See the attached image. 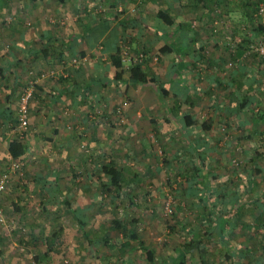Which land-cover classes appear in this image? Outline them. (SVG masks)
Here are the masks:
<instances>
[{
    "label": "crops",
    "instance_id": "1",
    "mask_svg": "<svg viewBox=\"0 0 264 264\" xmlns=\"http://www.w3.org/2000/svg\"><path fill=\"white\" fill-rule=\"evenodd\" d=\"M261 2L264 0H69L64 4L0 0V7L23 4L14 5L6 26L0 29V164L2 159L12 158L8 144L14 138L27 143L31 157L55 158L59 153L74 158V132L86 125L92 107L106 103L111 110L126 92L140 106L137 114L143 111L146 116L139 120L143 127L130 125L138 154L149 158L155 145L171 150V158L184 164L185 196L202 194L191 187V168L206 160L210 173L202 176L205 181L213 178L214 184L206 185L220 198L213 210H241L230 217L217 214L209 242L231 244L233 254L243 249L247 256L251 250L246 244L256 237L255 228L264 215V64L250 47L264 40V16L255 15ZM160 8L173 23L158 18ZM74 57L79 59L76 65L71 64ZM135 61H143L144 69L156 79L154 85L126 81ZM49 70L63 76L40 77ZM31 81L36 83L30 100L31 132L26 137L17 122L18 101ZM158 85L167 93L164 102ZM176 103L179 108L173 109ZM144 128L155 132L153 139L140 134ZM107 157L106 152L99 155ZM201 168V172L206 170ZM31 179L30 187L14 183L0 199L1 208L10 207L23 223L31 214L29 205H43L48 211L50 199L45 194L80 190L63 184L58 171H37ZM72 203L83 211V228L76 218L70 219L81 234L69 231V224L59 230L67 238L60 241L69 245L73 264H179L173 258L177 249L208 226L204 204L197 198L190 203L196 212V219L191 220L194 225L179 219L169 226L171 236L184 234L180 245L159 251L152 237L139 234L123 254V248L120 252L118 248L127 237L120 231L108 233L111 223L105 227L103 222H95L88 215L94 211L93 203ZM255 210L259 213L251 219ZM126 224L133 229L134 225ZM138 225L137 221L135 227ZM258 228L264 231V226ZM35 235L30 236L31 242L43 259L46 251L38 242L47 245V241L43 234ZM17 241L0 228V264L26 263L27 254L16 251ZM148 250L153 252V260ZM194 253V264H202L198 250L187 253L186 264H191ZM141 256L144 262L140 263Z\"/></svg>",
    "mask_w": 264,
    "mask_h": 264
},
{
    "label": "rangeland",
    "instance_id": "2",
    "mask_svg": "<svg viewBox=\"0 0 264 264\" xmlns=\"http://www.w3.org/2000/svg\"><path fill=\"white\" fill-rule=\"evenodd\" d=\"M25 4V7L29 6L28 3ZM14 5L22 6L23 4L15 3L12 8L11 6L8 8L0 7V29L6 26L8 13L13 12L16 7ZM48 9H50L49 5ZM260 14L264 16V13H260L259 8H257L255 15L260 18ZM256 23L259 25L258 21ZM40 77L42 76L40 75ZM35 83L31 81L30 85L25 88L31 87L34 89L33 84L35 85ZM139 108L138 103L126 92L121 93L119 100L113 105L111 110L110 106L106 103L93 106L89 116L90 119L86 120V125H79L74 132L76 138L75 147H73L75 151L73 153L75 155L74 158H66L64 155L58 153L60 156L55 158H37L26 154L21 159H2L0 177L4 172H7L8 181L7 187L1 194L0 199L9 186H15L14 183L20 184L21 188H24L26 185L30 187L32 173L35 174L37 171L45 173V171H48L51 174L53 171H58L63 184L70 186V189L74 191L80 188L75 194L74 192L67 194L71 202L93 203L94 211L88 213V215L91 214L92 219H96L95 222H103L106 227L111 223L114 215L123 218L126 222L129 220L132 222L136 219L139 222V227L136 229L137 233L140 235L148 234L150 238L152 237L151 241H153V245L159 251L166 250L167 252L173 246L180 245L184 239V234H173L171 236L168 231L169 226L175 225L179 219H188L187 221H190L194 225V222L191 220L196 219V212L190 203L198 197L192 195L185 196L184 187L187 186V180L185 179V169H183L184 164L175 158H171V150H166L159 147V145H155L149 158L147 154L145 157L138 154L137 143L133 140L132 133H129V130H131L130 125L132 124L135 126L139 124L140 127H143V121L146 116L143 111H141V117L137 114ZM142 118L143 121H139ZM19 131L22 136L27 137L31 132L30 123L26 128H21ZM140 134L148 139H153L155 136L153 130L147 131L146 128L142 129ZM153 143L157 144L154 140ZM69 151L71 152V149ZM105 152L108 157L99 158V155ZM118 153L120 158L118 157ZM109 159H115L118 167L124 168V170L125 168L126 170H134L141 177H144L143 181L131 193L132 197L126 199L124 203L119 197L111 198L106 196L104 198L100 194L102 183L99 178L100 173L96 171L95 165L99 166L100 162L103 163ZM13 162H19L20 167L15 170L11 169ZM149 172H153V174H150L151 177H149ZM189 172L187 171V174ZM30 198L33 197L30 196ZM37 201L38 203L42 202L40 198H37ZM168 202H170L172 211H167L166 209ZM95 204L98 206L96 207ZM1 207L0 204V228L2 233L7 237L19 239L16 251L18 250L19 253L27 254L25 264H30L31 255L38 256L41 264H53L57 260H59L60 264H73V259L69 256L72 252L69 245L65 243L63 246L64 242L60 241V239H63V236L65 240L67 238H65L63 231L59 230V227L63 226V229L65 225L69 224V231L72 233L76 232L77 234H81V232L78 230L76 222L70 220L72 217L64 212V205H59L56 208H49L47 206L48 211L43 210V205H39L38 208H35V205H29L27 212L31 214L27 217L25 223L21 222L20 218H17L11 212L10 207H8V210ZM258 213L259 210H255L252 213L253 217L251 219H254V215ZM39 225H43L44 227ZM31 232L33 233L31 234ZM108 233L115 234V231L113 229L108 230ZM35 234H43L45 241H47V245H45L46 242L42 244L38 242L40 248L46 251V254H44L45 258L43 259L34 251L33 242H31V237L33 235L35 237ZM255 235L256 237L249 244H246V249L251 250L252 253L246 259H241L242 264H264V237L262 240L259 239L262 235L264 236V231L258 230ZM208 248L210 249L208 264H230V257L228 256L233 254V246L231 244L212 242L208 243ZM118 249L120 252L121 246ZM229 249L231 252L228 251ZM195 256L194 253V257H190L191 264L195 263ZM141 258L140 263L144 262L143 256Z\"/></svg>",
    "mask_w": 264,
    "mask_h": 264
},
{
    "label": "trees",
    "instance_id": "3",
    "mask_svg": "<svg viewBox=\"0 0 264 264\" xmlns=\"http://www.w3.org/2000/svg\"><path fill=\"white\" fill-rule=\"evenodd\" d=\"M31 1H36V0H31ZM58 3L64 4L69 0H56ZM158 18L162 19V21L167 22V24L173 23V19L167 12H165L162 8L158 10ZM128 75L126 78V81H131L137 84H151L154 85L156 82V79L154 76H152L147 70L144 69L143 61H135L131 64V67L127 71ZM157 86V85H156ZM26 89V88H25ZM158 94L160 95L162 101L164 102L166 98V91L164 88H161L159 85L157 87ZM179 105L176 103L173 106V109H178ZM18 115V114H17ZM190 116H186L188 119ZM17 122H18V116H17ZM8 152L9 155L12 157V159H21L23 158L27 152H28V145L27 143L22 140L21 138H14L11 140L8 144ZM114 158V157H111ZM202 167L206 169V160L202 161ZM196 166V165H195ZM192 166L191 171L192 173V183L191 187L195 189L198 192H202V194H197L196 192H193L192 196H196L202 201L204 204V213H205V220L208 222V226L204 227V231L198 232V234H194L193 236H190L189 240L183 242L181 246L177 249L176 256L173 257L179 264H186V255L187 253H192L194 250H198L202 264H207L208 261L206 259L207 254H208V243L209 238L214 232L215 225L214 220L217 216V214L223 216V217H230V215H235L239 214L241 210L236 209V210H213V206L216 207L218 203V199H220L218 196L214 197V191L213 188L211 187L213 182V178H209L208 180L205 181L203 178L204 173H210L209 170V165L208 169H206L204 172H201L202 168L201 166ZM95 169L97 172L100 173L99 178L101 179V186H100V194L104 196H109L111 198L119 197L121 201L124 203L126 199L131 198V193L135 189V187L143 181L144 177H141L140 174L134 170H129L125 168H120L117 165V161L115 159H109L105 162H100L99 166L95 165ZM155 172V171H153ZM153 172H149V177L150 174ZM201 172V174H199ZM156 173V172H155ZM154 173V174H155ZM207 182L211 185L207 187ZM202 191H201V190ZM207 189V190H206ZM205 193V195L203 194ZM45 197L50 199L49 208H56L59 205H64V212L68 215H70L72 218H76L81 227L83 228L85 223L82 221V216H80L83 211L79 208H74L73 203L69 199V196L67 194H45ZM214 197V198H213ZM132 201V200H131ZM224 201V200H221ZM238 201V200H237ZM235 201V202H237ZM133 202V201H132ZM239 202V201H238ZM81 210V211H80ZM215 215V216H213ZM228 218H226L227 220ZM260 223L258 226H256L255 230L260 229L258 228L260 225L264 226V215L261 216L260 218ZM226 220L224 222H226ZM137 222L136 219H134L132 222L129 220L128 223L134 225L133 229L129 228L126 226V221L123 220V218H119L118 216L114 215L112 220H111V227L114 231H120L123 236L127 237V240L122 243L120 241V245L123 248L122 250L124 251L123 254L129 252L130 249H128V246L130 245V240L131 239H137L139 237V233L136 231L135 223ZM205 222V221H204ZM180 225L186 226L187 224L184 221H178ZM172 230L175 229V226H171ZM224 229V226L222 230ZM228 229V227H225V232ZM229 231V230H228ZM228 231L226 233H228ZM117 243H114L116 246ZM143 244V243H141ZM264 247V245H263ZM246 250V249H244ZM252 251L247 254V256L251 255ZM147 254L151 260H153V252L151 250L147 251ZM234 255V256H233ZM246 252L241 249L240 251L235 252V254H232L228 257H230V264H242L241 259L244 258L246 259ZM38 258V256H37Z\"/></svg>",
    "mask_w": 264,
    "mask_h": 264
},
{
    "label": "built area",
    "instance_id": "4",
    "mask_svg": "<svg viewBox=\"0 0 264 264\" xmlns=\"http://www.w3.org/2000/svg\"><path fill=\"white\" fill-rule=\"evenodd\" d=\"M259 11L260 13H264V2H261L259 4ZM251 49L258 53L260 59L262 60L264 64V40H261L258 43L252 44ZM79 59L77 57H74L71 59V64L76 65L78 64ZM42 77H48V76H57V78L63 76L62 73H58L54 70H49L47 72H43L41 74ZM33 94V88H26L20 95L19 103H18V122L19 127L26 128L29 124V115H30V109H29V101ZM20 167L19 162H13L11 165V169L15 170ZM7 181H8V173L4 172L2 176L0 177V197L3 191L7 187ZM167 211H172L170 202L166 204ZM2 220V218H1ZM30 264H41L40 260L37 258V256L30 257Z\"/></svg>",
    "mask_w": 264,
    "mask_h": 264
}]
</instances>
